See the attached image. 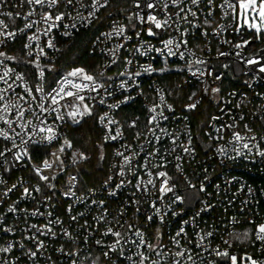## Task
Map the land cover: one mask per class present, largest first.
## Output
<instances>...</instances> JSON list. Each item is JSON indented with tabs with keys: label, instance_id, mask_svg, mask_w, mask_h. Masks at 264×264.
Instances as JSON below:
<instances>
[{
	"label": "built area",
	"instance_id": "built-area-1",
	"mask_svg": "<svg viewBox=\"0 0 264 264\" xmlns=\"http://www.w3.org/2000/svg\"><path fill=\"white\" fill-rule=\"evenodd\" d=\"M116 1L114 9L113 0H59L51 8L24 0L0 3V13L14 16L0 19L18 33L0 36V74L13 70L6 78L13 88L0 102V115L12 122L9 127L0 120L11 137L0 136V264H88L94 252L111 264H234L232 257L264 264V157L258 154L264 151V30L243 24L238 7H228L236 0ZM29 11L28 20L45 13L63 19L47 32L37 23L19 33ZM150 15L168 23L157 29ZM98 21L92 60L58 69L65 43ZM33 34L38 39L29 41ZM168 39L173 44L166 48ZM75 69L82 74L67 77ZM61 86L74 95L62 92L53 105L49 93ZM201 105L209 110L205 142H197L192 119ZM85 106H91L110 155L101 182L81 187L74 167L82 155L63 142L91 115ZM69 112L77 113L75 119ZM49 127L55 133L50 142ZM50 148L47 154L37 150ZM36 169L49 179L41 180ZM161 171L170 192L159 191Z\"/></svg>",
	"mask_w": 264,
	"mask_h": 264
},
{
	"label": "snow or ice",
	"instance_id": "snow-or-ice-1",
	"mask_svg": "<svg viewBox=\"0 0 264 264\" xmlns=\"http://www.w3.org/2000/svg\"><path fill=\"white\" fill-rule=\"evenodd\" d=\"M2 2H3V0H0V3H2ZM24 2L27 3V4H29V5H32V4L45 5V4H47V6L49 8H51V7H54L59 2V0H24ZM71 2H72V0H66V3H68V4H70ZM174 2H175V0H174ZM197 2H198V0H192V3L193 4H195ZM147 7L152 8V7H154V5L152 3H148L147 4ZM165 7H167V4H165ZM228 7H230V8H237L238 7V9H239V12H238L239 18L241 20H243L246 24H248L249 27L254 28L256 32L259 33L261 31L260 27L258 25H256V24H254V23H250L249 22V19H250V17L251 18H254V17H252V14L253 13H256L259 16L261 23H264V0H236V4L228 3ZM0 15H7L9 18H13L14 19L13 13H11V12H8L6 14L5 13H0ZM20 15H21L20 13H17L16 14V16H20ZM32 15H33V13L31 11H29L27 13V16H24L23 17V19L26 22L24 24V27H22V28L19 29V33H26L27 30L32 29L37 23H44V24H46L47 25L46 32H47V31H50L53 27H56L57 26L56 25V21H61L63 19V15L62 14H58L55 17H53L51 14L45 13V14H43L40 17V20L39 21L28 20V17H31ZM90 15H91V13H90ZM141 19H143V18L141 17ZM148 19H149V21L151 23H153L155 25V27L157 29L162 28L164 25H166L168 23V20L167 19H165L164 21H160V20H158L153 15H150L148 17ZM121 31H123V30L121 29ZM149 34L150 35H155L156 33H154L152 31V29L150 28L149 29ZM17 35H18L17 31H10V30H8V24H6L4 20L0 19V36L5 37L6 39H14ZM27 39L29 41H34V40H37L38 37H37V35L33 34V35L28 36ZM3 42L4 41H0V43H3ZM172 44H173V40L172 39H168V40L164 41V45H165L166 48L169 45H172ZM48 46L49 47H52L51 41H49ZM176 46H177V48H179L180 45L177 44ZM25 47L27 48V47H29V45H25ZM40 52L42 54L43 53V49H41ZM169 54L171 55V54H174V53H172L171 50H169ZM4 55H5L4 53H0V56H4ZM29 55H31V53H29ZM6 59L11 60V59H13V57H6ZM249 63H257V61L252 60V61H249ZM0 64H3V61L2 60H0ZM260 71L261 72H264V67H261L260 68ZM11 72H13L12 69H7L6 68L3 71V73L0 74V81H3L5 84H7V88L0 89V102L5 101V94L10 89L13 88V85L12 84H8L7 83V79H6L7 77H9V74ZM82 72H83L82 69H75V70L69 72L67 74V77H77V76L81 75ZM40 75L43 76V72L42 71H41ZM137 75H139V73H137ZM67 77H65V83H72V81L68 80ZM15 79L22 81L24 79V77H23L22 74H16ZM83 79L88 80V81H92L93 80V77L90 76V75H84L83 76ZM73 87L80 88L81 86L80 85L73 84ZM84 87H87V85H85ZM25 91L29 95H31V92H32L31 89L25 88ZM36 91L37 92H41L42 91V88L38 87V88H36ZM214 91H217V90L214 89ZM53 92L55 93V95H52L51 93H49V95L51 96V103L53 105H56V104L59 103V101L57 100L56 97L57 96H60V93L64 92V87L61 86L58 89H53ZM64 94L67 95V96L74 95V93H72L70 91L69 92H64ZM61 98H63V97H61ZM76 98L79 99V100H81V101L84 99V97H82V96H77ZM20 99H23V97H20ZM32 99L35 100L36 97L35 96H32ZM161 99H163V97H161ZM12 106L15 107V108H20V105L19 104H15V105H12ZM40 107L43 109V105L42 104L40 105ZM190 107H195V104L190 105ZM8 110H9V105H8V103L5 102L4 108H3V112L7 113ZM43 110L46 111V109H43ZM52 111H57V109L53 108ZM85 111H88L87 110V106H85ZM151 111L154 112L155 109H151ZM79 114L80 115H83L84 113H79ZM23 115H24V112L23 111H20L19 112V117L22 118ZM68 115L70 117H72L73 119H75L77 113L76 112H69ZM105 115H107V114H105ZM57 119H63V117L60 116V115H58L57 116ZM151 119L153 121L156 120V116H153ZM0 120H4V122L6 124H8L9 127H11V123L12 122L10 120H7L3 115H0ZM103 120H104V117H101V122H103ZM29 123H31V121H29ZM109 123H114V121L109 120ZM41 131H45V129L42 128ZM46 131H48L50 133V135L46 137V139L50 142L51 140H53L55 138V133L53 132V129L51 127L47 128ZM119 135H120V133H119V131H117V136H119ZM0 136H3L5 139H11V137H9L8 133L6 131L2 130V129H0ZM235 138L237 140L242 139V137H240L239 134H235ZM111 139H116V137L113 136V137H111ZM65 143L67 144L68 142L66 141ZM243 147L244 148H248V144L245 143L243 145ZM9 151H10V149H9ZM61 151H63V148H61ZM24 154L26 155L27 153L25 152ZM258 154L261 157H264V151H260ZM0 155H3V153H0ZM18 158H19V154H17V159ZM177 159H179V158H177ZM128 162H129V158L128 157H125V163H128ZM44 167L45 168H51V165L47 161H45L44 162ZM40 173H41V169H36V174L40 177L41 180H45L46 181V180L49 179V177L47 175H41ZM120 174L123 175L124 173L121 172ZM151 175L152 174L149 173V176H151ZM157 175H158V177L164 178L162 180V182H161V186H160L159 191L160 192H166V191L167 192H170V191H172V188L167 187V184H168V180L166 178L167 177V173L164 172V171H161ZM147 183L148 184H153L154 181L152 179H149ZM36 191H40V189L37 188ZM24 192H25V195L26 196L27 195H30V193H29V191H28L27 188L24 189ZM176 199L177 200H180L181 198L180 197H176ZM9 210L10 211H16L15 208H11ZM33 214H35V213H33ZM109 232H111V229H109ZM259 232L260 233H264V226H261L260 227ZM107 234L108 233H105V235H107ZM112 234L115 235V236H119L120 235L119 232H115V233H112ZM137 235H140V233H137ZM178 235H179V233H178ZM259 238L260 239H264V236H260ZM3 250L4 251H7L8 249H3ZM33 255H35V253H33ZM177 255H181V253H177ZM235 259H236L235 257H232V260H233L234 264H235ZM253 264H255V262H253Z\"/></svg>",
	"mask_w": 264,
	"mask_h": 264
},
{
	"label": "trees",
	"instance_id": "trees-1",
	"mask_svg": "<svg viewBox=\"0 0 264 264\" xmlns=\"http://www.w3.org/2000/svg\"><path fill=\"white\" fill-rule=\"evenodd\" d=\"M118 4V1L113 0L110 9H114ZM125 4H127V0H124ZM101 28L102 22L98 21L91 27L83 29L74 39L65 43L63 58L59 63L58 69L70 68L77 65L86 66L92 60L89 54L90 43ZM207 108V106L201 105L192 115L197 142H205L206 140L204 127L209 117V110ZM66 141L68 142L67 144L65 143ZM63 146L67 150L79 148L85 155L84 160L74 167V171L79 176L81 187L96 186L107 175L110 146L104 141L94 114L88 115L80 125L70 129L67 138L63 142ZM37 150L47 154L51 148L49 150ZM99 255L100 257H98L96 264H111L101 254Z\"/></svg>",
	"mask_w": 264,
	"mask_h": 264
},
{
	"label": "rangeland",
	"instance_id": "rangeland-1",
	"mask_svg": "<svg viewBox=\"0 0 264 264\" xmlns=\"http://www.w3.org/2000/svg\"><path fill=\"white\" fill-rule=\"evenodd\" d=\"M252 17H254V18H251V17H250L249 22L258 25V26L260 27L261 31L264 30V23H261L258 14L253 13V14H252ZM239 19H240V18H239ZM240 20H241V19H240ZM241 21H243V20H241ZM243 24H245V25L248 27V29H249L250 31L254 29V28L249 27L248 24H246L244 21H243ZM254 30H255V29H254ZM89 108H90V109H89ZM89 108H88V111H89V113L91 114V110H92V108H91V106H89ZM77 149H78L79 152L81 153V155H82V161H83L84 158H85V155H84V153L81 151V149H79V148H77ZM78 164H79V163H78ZM78 164H77V165H78ZM98 257H100V255L97 254V253H94L93 255H91L90 258H89V261H88L89 263H88V264H96V262H97V260H98ZM253 262H255V264H259L258 261L255 260V258H252V257L249 258L248 261L243 260V261L240 262V263L237 262V260H235V264H253Z\"/></svg>",
	"mask_w": 264,
	"mask_h": 264
}]
</instances>
